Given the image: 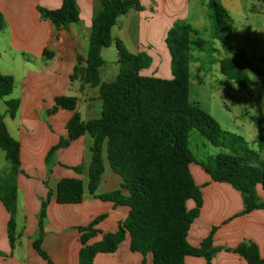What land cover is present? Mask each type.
I'll return each mask as SVG.
<instances>
[{
    "label": "trees",
    "instance_id": "1",
    "mask_svg": "<svg viewBox=\"0 0 264 264\" xmlns=\"http://www.w3.org/2000/svg\"><path fill=\"white\" fill-rule=\"evenodd\" d=\"M255 1L264 6V0ZM207 8L211 39L235 57L227 56L219 61L220 73L238 86L246 87L247 70L238 61L244 60L245 56L227 46L234 31V21L221 0H208ZM131 10H143L140 0H103L101 12L93 19L87 57L77 58L70 80L99 88L102 114L100 118L85 122L79 113H75L66 126L67 137L48 153V173L51 174L59 150L89 134L94 139L88 185L91 194H95L105 173V152L111 169L122 178L120 190L98 196V199L128 207L129 215L120 223L117 232L103 234L102 240L93 245L89 241L101 234L96 227L107 215L95 218L89 226L77 228L82 243L79 264H94L98 254L115 253L127 235L131 238V250L144 256L152 254L153 264H185L187 257H201L210 264L217 252L214 247L217 228H213L199 247L188 242L190 229L203 207L202 190L196 184L190 166L201 167L213 182L229 184L239 191L244 201L241 215H248L264 209L257 193L258 186L264 190V162L243 137L224 130L210 114L190 102L193 53L216 52L209 47V42L201 38L192 25L176 22L165 38L173 78L143 76L141 72L151 67L152 58L146 53L132 54L112 35L118 20ZM39 12L57 30H68L79 22L77 0H63L60 9L39 8ZM4 28L5 20L0 12V33ZM113 45L120 71L113 82L105 83L100 77V68L105 64L102 52ZM44 55L48 59L54 57L49 50H45ZM15 88V78L0 72V99L10 96ZM54 101L50 114L77 110L76 97L58 96ZM6 105L7 114L15 118L20 101L10 100ZM195 133L222 152L199 158L191 148ZM258 144L264 146L261 128ZM0 149L10 164L8 173L0 176V200L10 216L8 237L14 247L17 241L18 177L22 172L21 143L10 134L5 115L1 113ZM71 169L77 175L83 174V166ZM122 189L129 194L125 195ZM83 199L82 179L74 177L59 181V204H80ZM191 201L194 207L189 209ZM49 203L50 196L42 201L40 234L34 242L35 250L45 260L49 258L41 244ZM225 251L240 255L248 264H264L258 246L252 242Z\"/></svg>",
    "mask_w": 264,
    "mask_h": 264
},
{
    "label": "crops",
    "instance_id": "2",
    "mask_svg": "<svg viewBox=\"0 0 264 264\" xmlns=\"http://www.w3.org/2000/svg\"><path fill=\"white\" fill-rule=\"evenodd\" d=\"M140 2L143 10H131L126 16L121 17L112 29V35L120 39L132 54H149L152 57V65L141 72V75L156 77L155 74L162 69L159 66V53L163 52L168 58L170 56L165 38L176 22L188 23L192 19V26L199 32L201 29L210 30L207 10H203L207 8L208 0H200L202 9L199 10L197 18L195 13L191 12L190 0H140ZM221 2L229 12L233 9L239 10L242 4V0ZM62 3L63 0H0V12L5 20V28L0 33L4 38L0 42V52L2 54L10 52L12 55L23 57L22 61L14 60L19 62L20 69H23L21 97L15 99L20 101V107L15 118L5 115L10 134L21 143L22 172L18 177L17 241L12 247L8 237L10 216L0 200V264H50V262L79 264L82 243L77 228L89 226L95 218L107 215L96 227L101 234L89 241V244L93 245L102 240L103 234L117 232L120 223L127 219L130 211L128 207L115 206L114 203L98 199V196L120 190L122 184L119 175L114 172L107 174L106 152L105 173L101 183L95 194L89 191L91 148L94 145V139L89 134L73 142L68 148L59 150L51 174L48 173L46 162L48 153L62 138L67 137L66 126L75 113H79L85 122L100 118L102 114L99 88L83 85L79 80L72 85L69 84L70 86L66 83V91L63 93L48 95L39 89L46 82L54 81L58 87L60 80H70L77 58L79 56L86 58L82 55L84 52L88 54L92 21L103 8V0H77L79 22L71 25L68 30H57L53 24L41 17L39 8L58 10ZM255 5L258 9L254 14L259 17L264 15V6L259 2ZM261 31L264 32V27ZM157 44L162 50L157 48ZM49 49L53 50V59L44 57L45 50ZM119 71L118 60L117 65L113 67L105 62L100 68V77L103 82L110 83L117 78ZM102 72L107 78L112 79L105 81ZM163 74L162 79L173 78L172 73ZM72 89L78 92L77 95H73L78 99L77 110L70 111L71 114H66L68 110L50 114L55 98L72 96L69 95ZM81 111L84 112L86 119H83ZM6 116H9V120ZM59 117L64 120L61 125H58L59 121L54 120ZM260 128L264 131V124L252 129L256 133L247 130L250 135L249 141H246L259 153L260 161L264 162V147L258 144ZM7 164L4 166L0 159V176L8 173L10 164L8 162ZM78 166H83L82 175H77L71 169ZM190 171L193 173L192 165ZM201 171L195 170L192 175L196 184L201 187L203 207L199 218L190 229L188 242L193 247H199L213 228H217L214 234V247L217 252L210 264H248L240 255L225 251L235 249L244 242L256 244L261 257L264 258V209L241 215L244 210L242 194L229 184L213 182L202 168ZM74 177L84 182L83 202L75 205L59 204L57 202L59 181ZM122 191L125 195L129 194L126 190ZM257 193L264 203V190L261 186L257 187ZM49 196L45 234L41 244L42 250L49 258L45 260L35 250L34 242L40 234L38 226L42 201ZM193 207L194 203L189 202L188 208ZM94 264H153V256L133 252L131 238L127 235L115 253L98 254ZM185 264L208 262L201 257H187Z\"/></svg>",
    "mask_w": 264,
    "mask_h": 264
},
{
    "label": "rangeland",
    "instance_id": "3",
    "mask_svg": "<svg viewBox=\"0 0 264 264\" xmlns=\"http://www.w3.org/2000/svg\"><path fill=\"white\" fill-rule=\"evenodd\" d=\"M199 2L200 0H190V9L191 12L193 11L195 13V18L199 15V10L202 9ZM256 2L255 0H242L239 10L233 9L229 12L234 21V31L227 40V46L245 56L244 60L238 59V61L247 70L248 85L246 87L238 86L234 81L228 80L220 73L219 61L227 56H233L225 51L218 41L211 39L209 29H201L200 37L207 40L209 42V47L215 49L216 52H194L191 66L190 102L199 105L201 109L210 114L224 130L241 136L247 141H249L248 135H250L247 133V130H250L251 133H256V131H252V129H257L259 124H264V75L258 73H264V32L261 31L264 27V15L259 17L254 14L258 9L255 5ZM203 10H207L208 14V8H203ZM207 22L210 23L208 18ZM188 23L192 25L193 20L191 19ZM3 40L4 38L0 35V42ZM157 48L162 50L159 44H157ZM49 51L53 52V50L50 49ZM82 55L87 57V52L82 53ZM147 55L151 57L149 54ZM44 57L46 58L45 55ZM102 57L108 66L113 67L117 65L118 56L115 46L113 45L105 49ZM159 57V66L162 67V69L157 72L155 76L161 78L165 72L166 75L172 73L171 59L170 56L168 58L167 55H164L163 52L159 53ZM15 59H20V61H22L23 57L22 55H12L10 52H4L3 54L0 52V71L4 74L14 76L17 83L14 92L10 96L0 99V113L3 115H7L8 108L6 103L10 100L20 98L22 93L21 77L23 76V69H20L21 66L19 62H14ZM54 71H56V69H54ZM148 72L149 71H147V73ZM104 74L105 73L102 72V78L105 81H110L112 79L107 78ZM66 83L67 85L74 84L71 80L66 79L64 81L62 79L58 82V87L53 81L52 83L46 82L42 84L39 89L48 95L57 92L63 93L66 91ZM76 93L78 92L74 89L69 91V95H72L70 97H74L77 95ZM54 106L55 102L51 106V111ZM66 114H71V112L68 111ZM82 115L83 119H86L84 112ZM6 117V119L9 120V116ZM54 120L60 122L58 125L64 123V120H61L60 117ZM191 148L201 159L209 156H216L218 153L222 152V149L212 146L198 133L193 135ZM57 153L55 156L56 158ZM0 159H2L4 166L8 165L5 160V153L1 149ZM106 166L107 174L113 173L108 162ZM195 170L201 171V168L197 165H192L193 173Z\"/></svg>",
    "mask_w": 264,
    "mask_h": 264
}]
</instances>
